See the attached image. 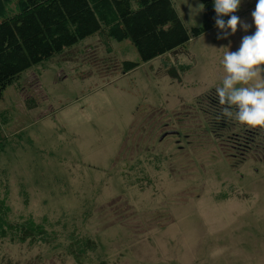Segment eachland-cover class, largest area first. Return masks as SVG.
Wrapping results in <instances>:
<instances>
[{"label": "rangeland", "instance_id": "rangeland-1", "mask_svg": "<svg viewBox=\"0 0 264 264\" xmlns=\"http://www.w3.org/2000/svg\"><path fill=\"white\" fill-rule=\"evenodd\" d=\"M171 1L201 25L200 0ZM256 3L241 0L249 28L228 39L212 27L142 62L128 39L89 35L4 90L0 220L31 217L51 237L6 234L0 264H264V132L214 123L223 106L208 103Z\"/></svg>", "mask_w": 264, "mask_h": 264}, {"label": "trees", "instance_id": "trees-1", "mask_svg": "<svg viewBox=\"0 0 264 264\" xmlns=\"http://www.w3.org/2000/svg\"><path fill=\"white\" fill-rule=\"evenodd\" d=\"M200 1L202 23L187 29L171 0H0V98L22 72L89 35L117 42L128 39L142 62L174 52L192 37L216 27L214 0ZM229 18L223 17L225 21ZM137 65L127 60L123 69L131 71ZM209 97L208 103L218 102V97ZM28 106L32 107V103ZM209 111L214 123L225 124L226 118ZM3 220L0 238L8 234L12 240L16 237L29 244L51 237L44 223H36L31 217L16 225L6 222L5 217ZM89 239L84 236L76 240L82 241L76 249L70 244V254L77 262L81 260L80 253L88 250Z\"/></svg>", "mask_w": 264, "mask_h": 264}, {"label": "clouds", "instance_id": "clouds-1", "mask_svg": "<svg viewBox=\"0 0 264 264\" xmlns=\"http://www.w3.org/2000/svg\"><path fill=\"white\" fill-rule=\"evenodd\" d=\"M240 5L241 0H214L215 25L223 33H218L217 39L235 35L238 25L248 31L247 23L234 14ZM226 16L230 17L227 22L223 19ZM251 16L254 34L245 35L235 52L221 48L227 51L220 62L222 86L216 88V95L219 105L223 106L221 117L234 120L241 127L264 132V0H257Z\"/></svg>", "mask_w": 264, "mask_h": 264}]
</instances>
